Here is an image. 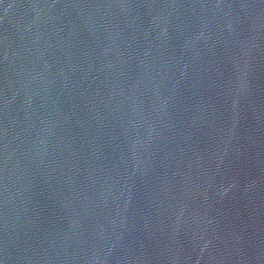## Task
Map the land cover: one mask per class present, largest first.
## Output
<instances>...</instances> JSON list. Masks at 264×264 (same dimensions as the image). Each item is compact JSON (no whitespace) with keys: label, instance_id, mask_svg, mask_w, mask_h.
<instances>
[{"label":"water","instance_id":"obj_1","mask_svg":"<svg viewBox=\"0 0 264 264\" xmlns=\"http://www.w3.org/2000/svg\"><path fill=\"white\" fill-rule=\"evenodd\" d=\"M264 0H0V204L125 129Z\"/></svg>","mask_w":264,"mask_h":264}]
</instances>
